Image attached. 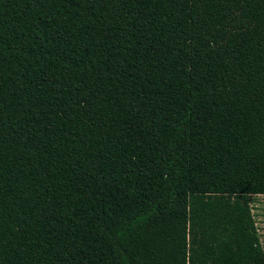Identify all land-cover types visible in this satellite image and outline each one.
<instances>
[{"label":"trees","instance_id":"trees-1","mask_svg":"<svg viewBox=\"0 0 264 264\" xmlns=\"http://www.w3.org/2000/svg\"><path fill=\"white\" fill-rule=\"evenodd\" d=\"M264 0H0V264H264Z\"/></svg>","mask_w":264,"mask_h":264},{"label":"rangeland","instance_id":"rangeland-1","mask_svg":"<svg viewBox=\"0 0 264 264\" xmlns=\"http://www.w3.org/2000/svg\"><path fill=\"white\" fill-rule=\"evenodd\" d=\"M250 201L260 245L264 248V195L251 196Z\"/></svg>","mask_w":264,"mask_h":264}]
</instances>
